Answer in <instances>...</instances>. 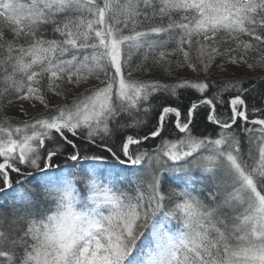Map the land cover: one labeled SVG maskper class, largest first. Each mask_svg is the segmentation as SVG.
<instances>
[{"label": "snow or ice", "instance_id": "snow-or-ice-1", "mask_svg": "<svg viewBox=\"0 0 264 264\" xmlns=\"http://www.w3.org/2000/svg\"><path fill=\"white\" fill-rule=\"evenodd\" d=\"M225 63L264 69V0H0V112L44 109L0 117V264H264L257 82L134 76Z\"/></svg>", "mask_w": 264, "mask_h": 264}, {"label": "trees", "instance_id": "trees-1", "mask_svg": "<svg viewBox=\"0 0 264 264\" xmlns=\"http://www.w3.org/2000/svg\"><path fill=\"white\" fill-rule=\"evenodd\" d=\"M251 62H254V61H251ZM223 66H230V64L225 63L222 66H215L214 69L207 76H205L204 73H200L198 76L197 73L192 72L188 68L176 69L175 74L171 77H169L167 75V73H165L162 70H153L151 73H136V74H134V76L139 77V78H143V79H160V80L167 82V83H173V82H175L177 80H181V79H200V80L207 79L209 82L221 84V83H224V82H227L230 80H222V79L217 80V79H213L212 76L214 74L219 73L221 67H223ZM242 66H244V65H242ZM187 70H189L192 73L188 74V76H186V77L185 76L182 77L183 73H185V71H187ZM249 70L252 72V75L244 77L240 80H243L245 82V86H247V83L249 81H256L257 82L256 90L254 92H252L251 95H248L246 97L247 102H248V106H249V114L251 115L253 108L260 109L261 112H264V84L259 83L261 80H264V69H255V70L249 69ZM231 80H236V79H231ZM49 98H50L51 104H57V103L63 102V100L61 98L52 97L51 94H49ZM71 98L72 97L70 95L69 100ZM226 98H227V95H226ZM197 99H198V94L195 93L194 91L181 90L178 98H172V97L162 98V99L156 100L155 103L156 104H166V105L177 106L181 109L182 113H185L186 109L190 106L191 102L194 100H197ZM20 103H21L20 101H17L13 105L3 108V111L0 112V117L6 116L7 118H9L13 122L19 121V120H24V119H30L31 117H33V116L24 117V116H21L18 114L16 109ZM37 111L38 112L35 115H37L39 112L44 111V109L42 106L39 105ZM204 111L205 110L201 109V110H199V113H198L197 124L199 126L200 131H204L203 125L206 123V121H204L202 119V117L204 115ZM257 115H259V113H257ZM210 130L211 129L209 128V131ZM11 175H12L13 180L15 181L16 174L13 173Z\"/></svg>", "mask_w": 264, "mask_h": 264}, {"label": "rangeland", "instance_id": "rangeland-1", "mask_svg": "<svg viewBox=\"0 0 264 264\" xmlns=\"http://www.w3.org/2000/svg\"><path fill=\"white\" fill-rule=\"evenodd\" d=\"M192 72H190L189 70L185 71V73H183L182 77H186L188 76V74H190ZM252 72L247 69L245 66H234V65H230V66H223L220 69V72L217 74H214L212 77L213 79H217V80H231V79H242L244 77L247 76H251ZM23 104V110H21L20 105ZM32 102H21L19 104V106L17 107L16 111L18 112L19 115L24 116V117H31L34 116L38 111V102H37V106L35 108H33L31 106ZM26 112V115H25Z\"/></svg>", "mask_w": 264, "mask_h": 264}]
</instances>
